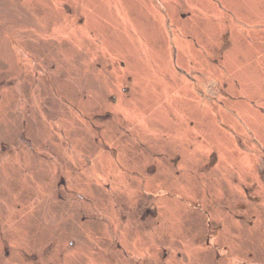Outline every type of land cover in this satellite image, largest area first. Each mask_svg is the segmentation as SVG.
I'll return each mask as SVG.
<instances>
[{
  "label": "rangeland",
  "instance_id": "obj_1",
  "mask_svg": "<svg viewBox=\"0 0 264 264\" xmlns=\"http://www.w3.org/2000/svg\"><path fill=\"white\" fill-rule=\"evenodd\" d=\"M0 264H264V0H0Z\"/></svg>",
  "mask_w": 264,
  "mask_h": 264
},
{
  "label": "flooded vegetation",
  "instance_id": "obj_2",
  "mask_svg": "<svg viewBox=\"0 0 264 264\" xmlns=\"http://www.w3.org/2000/svg\"><path fill=\"white\" fill-rule=\"evenodd\" d=\"M219 53H220V52H219ZM212 80H214V79H212ZM213 85H219V84H218V82L211 81L210 86H212L213 88H214V87H215V88L218 87V86H213ZM207 97H209V96H207ZM228 98L231 99L230 96H229ZM228 98H227V99H228ZM209 99L211 100V98H209ZM213 99H214V98H213ZM211 101H212V100H211ZM48 249H49V248H48ZM42 254H43V255H47V252H46V253H42ZM32 259H33V260H36V256L33 255V256H32Z\"/></svg>",
  "mask_w": 264,
  "mask_h": 264
},
{
  "label": "trees",
  "instance_id": "obj_3",
  "mask_svg": "<svg viewBox=\"0 0 264 264\" xmlns=\"http://www.w3.org/2000/svg\"><path fill=\"white\" fill-rule=\"evenodd\" d=\"M46 74V73H45Z\"/></svg>",
  "mask_w": 264,
  "mask_h": 264
}]
</instances>
